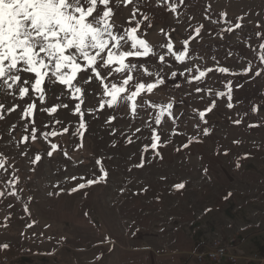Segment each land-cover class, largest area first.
<instances>
[{
	"label": "rangeland",
	"instance_id": "1",
	"mask_svg": "<svg viewBox=\"0 0 264 264\" xmlns=\"http://www.w3.org/2000/svg\"><path fill=\"white\" fill-rule=\"evenodd\" d=\"M169 2L178 11H169ZM111 6L117 26H135V21L127 23L135 11L132 4L113 0ZM143 14L151 26H141L142 38L166 55L170 67L166 85L144 94V106L135 116L130 105L101 111L99 94L89 92L82 105L86 130L81 137L74 102L67 95L57 99L59 87L47 93L45 102L37 101L35 125L23 119L19 107L8 113L23 101L0 94V257L13 258L15 264H195L190 255L202 243L230 237L232 202L264 199V73L254 76L264 66L259 60L264 35H258L264 34V0H143L135 19L142 20ZM236 23L242 27L224 31ZM186 40L196 50L186 65L159 47L167 41L179 50ZM213 56L220 66L238 72L252 62L253 72L233 77L214 71L204 82L192 81L197 67H216ZM145 66L152 70L155 64ZM171 71L178 77L172 78ZM229 80L231 109L226 98L207 90L226 91ZM198 86L203 90L197 92ZM171 100L172 115L156 123L159 108L150 102ZM213 100L216 106L205 123L199 112ZM41 104L68 108L44 113ZM110 116L116 119L107 123ZM50 132L57 134L45 135ZM154 135L160 136V156L151 149ZM36 155L41 159L33 163ZM142 159L144 166L136 167ZM101 167L108 173L106 182L71 191L98 179ZM181 182L185 188L177 190L174 185Z\"/></svg>",
	"mask_w": 264,
	"mask_h": 264
},
{
	"label": "snow or ice",
	"instance_id": "2",
	"mask_svg": "<svg viewBox=\"0 0 264 264\" xmlns=\"http://www.w3.org/2000/svg\"><path fill=\"white\" fill-rule=\"evenodd\" d=\"M112 2L113 0H0V94L11 95L13 99L19 98L24 102L9 107V114L19 107L23 119L35 125L37 101L45 102L47 93L59 87L61 92L57 99L67 95L74 102L73 114L80 117L79 128L76 131L82 137L81 130H86L82 105L89 92L99 94L98 106L101 111L105 107L123 109L130 105L131 113L135 116L144 106V94H151L157 88L166 85L168 73L165 69L170 67L166 63V55L157 51L155 46L142 38L141 26L150 27L148 22L151 18L143 14L142 20L135 19L137 12L143 6V0H124L125 5L132 4L135 9L132 17L127 21L128 24L135 21V26L131 27L115 24ZM180 2L182 3L183 0ZM168 10L178 11L170 2ZM221 15L226 18L227 13ZM238 19L243 20V17ZM225 23H228L227 19ZM241 27V23H236L234 26L229 25L224 31L232 32ZM202 29L203 25L195 29L197 36ZM163 31L161 29V32ZM189 43L190 41L186 40L185 46L179 50H174L173 43L167 41L159 47L166 49L168 56L173 57L174 61L186 65L189 58L196 53V50L187 47ZM259 48L264 50V43H260ZM231 55L233 53L229 51L228 56ZM196 58L201 59L198 55ZM212 60L216 67L205 65L197 67L195 71L198 75H193L192 81L204 82L208 74L214 71L234 77L247 75L254 69L252 62L248 63L243 72H238L230 70L229 67L220 66V61L215 56ZM259 60L264 64V54L259 56ZM150 62L155 64L152 70L145 66ZM187 72L193 73V68L187 67ZM262 73H264V66L256 68L254 76L259 77ZM170 74L174 79L178 77L176 71H171ZM180 74L182 75L183 72ZM145 78L151 82H147ZM236 87L242 88L243 84H237ZM202 90L199 86L196 88L197 92ZM207 90L210 95L226 98L229 109L234 107L231 80L226 83V91H214L212 88ZM150 103L153 107L159 108V115L155 117L156 123H160L161 117L165 115L171 116L175 107L174 100L164 105ZM215 106V100H213L211 106L199 112L200 118L204 120L206 114ZM61 107L67 109L68 105L44 107L41 104L40 110L55 114ZM3 110L4 105L0 103V119L4 118ZM253 111L257 112L259 108H253ZM115 119V116H110L106 122L111 123ZM204 122L207 123L206 120ZM235 123L239 124L241 120L238 119ZM63 131L69 132V129L64 127ZM56 134V132H50L45 135L55 136ZM36 138V135L32 134V139ZM23 139L27 142L29 137L25 136ZM152 139L155 142L151 144V149L157 150L155 155L160 156L158 150L160 136L154 135ZM128 142L132 143V140L129 138ZM184 147L188 145L185 144ZM51 148L56 149L57 145L52 144ZM144 151H148L147 146ZM47 155L51 156L52 151H49ZM40 159L41 157L36 155L33 163ZM143 166L142 159L136 167ZM100 171L102 175L98 179H87L86 184L80 183L71 191L75 192L87 186L106 182L108 173L103 167ZM207 171L208 169L205 168L204 172ZM174 187L177 190L184 189L185 183H178ZM11 195H15V192ZM3 196L4 192H0V197ZM231 196L232 193L229 192L224 199L227 200ZM3 248L7 250L9 245L5 243Z\"/></svg>",
	"mask_w": 264,
	"mask_h": 264
},
{
	"label": "crops",
	"instance_id": "3",
	"mask_svg": "<svg viewBox=\"0 0 264 264\" xmlns=\"http://www.w3.org/2000/svg\"><path fill=\"white\" fill-rule=\"evenodd\" d=\"M232 213L231 234L225 240L236 238L243 254H264V199L250 198L246 204L237 199L232 202ZM207 245L202 243L197 249Z\"/></svg>",
	"mask_w": 264,
	"mask_h": 264
},
{
	"label": "built area",
	"instance_id": "4",
	"mask_svg": "<svg viewBox=\"0 0 264 264\" xmlns=\"http://www.w3.org/2000/svg\"><path fill=\"white\" fill-rule=\"evenodd\" d=\"M190 259L196 264H264V254H243L236 238H215L204 249L193 251ZM0 264H15V260L3 256Z\"/></svg>",
	"mask_w": 264,
	"mask_h": 264
}]
</instances>
